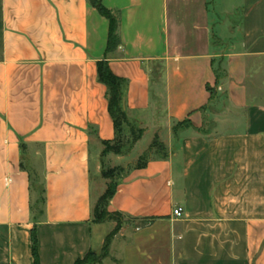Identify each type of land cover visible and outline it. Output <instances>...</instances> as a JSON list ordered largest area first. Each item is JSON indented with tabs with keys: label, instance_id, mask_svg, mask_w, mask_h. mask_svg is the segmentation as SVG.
Masks as SVG:
<instances>
[{
	"label": "crops",
	"instance_id": "1",
	"mask_svg": "<svg viewBox=\"0 0 264 264\" xmlns=\"http://www.w3.org/2000/svg\"><path fill=\"white\" fill-rule=\"evenodd\" d=\"M101 1L119 20L111 51L89 0H0V264H34V228L40 264H75L106 240L93 178L115 126L100 60L171 150L130 167L111 198L130 220L112 264H264V0Z\"/></svg>",
	"mask_w": 264,
	"mask_h": 264
},
{
	"label": "trees",
	"instance_id": "2",
	"mask_svg": "<svg viewBox=\"0 0 264 264\" xmlns=\"http://www.w3.org/2000/svg\"><path fill=\"white\" fill-rule=\"evenodd\" d=\"M90 3L95 6L98 11L108 18L110 22L109 29V37H108V50L111 51L120 45V37L118 34L119 20L114 12L104 6L101 0H89ZM218 80L221 79L223 72L220 69L216 70ZM98 79L100 82L107 86V98H108V109L113 118L114 126H115V138L113 140H108L104 142L105 148L103 149L102 155H104L109 149V145L113 143L115 146L119 145L120 149L122 145V137L126 130L129 128L133 134V140L137 141L141 134L143 133V128L139 126V123L130 119V116L127 112L125 105V96H126V82L123 78L117 76L109 66V62L107 60H100L98 62ZM211 92V97H215L216 91L214 88L209 87ZM192 123L189 119H185L183 121H178L175 124L174 135L178 139L181 133L191 127ZM178 128H182V131L178 132ZM210 123L204 124L199 131L206 133L209 131ZM171 155V150L168 146L159 139L158 136L154 139L152 144L149 146L148 150L142 154L139 160L136 163L129 164V168L122 167L118 168L119 176L116 182L111 183L105 193L99 197L94 206V221L97 223L104 222L113 218L114 216H124L119 212H110L108 210V205L115 194L119 183L122 181L123 177L127 173L130 167H144L147 163L155 157L166 158ZM109 175V174H107ZM40 198L36 206L37 215H39L43 211V189H40ZM148 221H142V224H147ZM110 238V237H109ZM107 237V243L104 247V252L98 253L97 251L91 249L86 253V255L82 258L76 260L75 264H98L102 262L107 251L109 250L110 239ZM32 249L34 254V264H40V256H39V242L37 238V233L34 228L32 232Z\"/></svg>",
	"mask_w": 264,
	"mask_h": 264
},
{
	"label": "rangeland",
	"instance_id": "3",
	"mask_svg": "<svg viewBox=\"0 0 264 264\" xmlns=\"http://www.w3.org/2000/svg\"><path fill=\"white\" fill-rule=\"evenodd\" d=\"M230 2L229 0H226V3ZM212 6L211 8L214 9L215 7L218 6V0H212ZM225 3V1H224ZM130 119L134 120V118ZM136 121V120H134ZM137 122V121H136ZM139 126L141 128H143V133L141 134V136L139 137V139L137 141H134L133 139V134L131 132V130L128 128L126 130V132L123 134L122 137V145L121 148L119 149L118 146H115L113 143H111V145H109V149L102 157L103 160V167H102V173L101 175H95L93 178V194L95 195V197H101L105 191L107 190L108 186L113 183L116 182L118 180V176H119V170L118 168H122V167H126L129 164L132 163H136L140 156L142 154H144L149 146L152 144V142L154 141V139L156 138V134L155 136L152 133L146 134L145 133V128L142 126V124L140 122ZM176 124V123H175ZM175 124L172 126V132L174 133L175 130ZM182 131V128H178V132ZM167 134L164 132V134L162 136H159V139L161 141H163L166 145V138ZM105 148V146H104ZM103 148V149H104ZM168 148L170 149V147L168 146ZM109 174V175H107ZM101 194V195H100ZM99 199V198H98ZM111 212V211H110ZM110 222H105L102 225H100L99 227H97L96 229V237H100V236H106V240L107 237L110 239V243H109V250L107 251L108 253L106 254V256L104 257V262L105 264H112V262L114 260H116L117 254L110 253L111 251V245H112V240L114 238L115 235H117L119 233V231L125 226L127 225L130 220L128 218H126L125 216H114L113 218L109 219ZM105 240L103 246L101 249H99L97 252L98 253H103L104 252V247L107 243V241ZM116 242V245H119L122 243V238H119ZM114 259V260H113ZM102 260V261H103Z\"/></svg>",
	"mask_w": 264,
	"mask_h": 264
},
{
	"label": "built area",
	"instance_id": "4",
	"mask_svg": "<svg viewBox=\"0 0 264 264\" xmlns=\"http://www.w3.org/2000/svg\"><path fill=\"white\" fill-rule=\"evenodd\" d=\"M184 214V209L182 207H177L174 209V215L176 217H182Z\"/></svg>",
	"mask_w": 264,
	"mask_h": 264
}]
</instances>
